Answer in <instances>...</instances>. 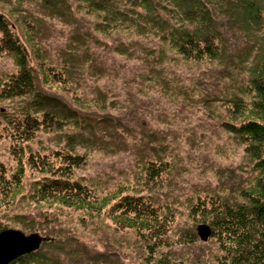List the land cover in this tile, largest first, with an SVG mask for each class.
<instances>
[{
    "label": "rangeland",
    "instance_id": "rangeland-1",
    "mask_svg": "<svg viewBox=\"0 0 264 264\" xmlns=\"http://www.w3.org/2000/svg\"><path fill=\"white\" fill-rule=\"evenodd\" d=\"M66 1V17L52 16L43 8L42 0L1 3L0 13L12 25L16 37L25 40L16 21L21 17H28L38 28L34 37L42 59L30 48L27 50L37 86L88 117L90 127L86 126L79 136L81 147L70 152L85 158V165L75 174L88 187V196L120 201L130 190H134V195L146 196L156 206L153 218L160 223L158 232L165 235L155 241L141 236L135 228L116 230L109 219L110 206L94 219L83 211L33 204L28 199L34 182L28 168L19 195L15 191L16 197L0 200V231L21 229L28 221L32 230H24L26 234L52 235L54 243L47 242L39 252L40 264H232L233 258L226 259L229 243L223 237L210 236L201 225L204 219L200 205L221 196L231 202L239 201L236 190H240V183L230 184L234 190H222L217 179L222 168L242 174L239 182L245 186L256 177L254 160L232 133L221 128L220 120L228 114L231 98L248 84L251 72L238 76V71L227 69L226 61L184 60L162 44L159 35H138L129 22L110 28L113 18L109 13L76 14L79 2ZM17 3L22 15L17 12ZM220 24L233 55L248 64L254 57V63L259 65L264 58V45L247 48L255 40L252 31L244 23V29L235 31L233 20L223 19ZM77 37L87 42L80 46ZM121 43L133 46L130 55L117 53L115 46ZM68 54L76 56L73 92L84 105L88 103L87 108L70 99L73 93L43 83L42 69L51 68L58 74ZM248 64L244 66L246 71ZM17 72L13 55L5 53L0 57V80ZM159 73L164 74L167 84L157 85ZM103 99L107 105L102 110L94 103ZM31 101L29 97L0 99V177L11 188L16 149H23L26 156L30 152L53 156L69 151L65 148L67 136L79 131L72 124H63L36 133L32 141L13 142L15 123L24 118ZM100 119H107L106 124L98 123ZM149 159L153 164L163 162L173 168L170 183L147 186ZM103 254L107 255L105 262L102 257L96 258Z\"/></svg>",
    "mask_w": 264,
    "mask_h": 264
},
{
    "label": "trees",
    "instance_id": "trees-1",
    "mask_svg": "<svg viewBox=\"0 0 264 264\" xmlns=\"http://www.w3.org/2000/svg\"><path fill=\"white\" fill-rule=\"evenodd\" d=\"M8 1L11 0H0V5ZM21 1L17 0L18 3ZM42 1L43 8L52 16H67L66 11H69V7L66 0ZM73 1L79 2L75 9L76 14L98 16L100 13H109L113 18L110 28H119L120 23L129 22L133 32L138 35L150 33L159 35L161 43L168 45L175 54L184 60L226 61L227 69L232 72L238 71V76L251 72L248 84L240 93L231 98V106L227 108L228 114L220 120L221 128L225 132L232 133L238 143L245 146L246 153L254 160L253 170L256 172V177L251 185L245 186L239 182L243 175L238 174L236 170L222 168L219 170L220 173L216 172L223 191L232 189L230 188L232 182L240 183L238 184L240 190H236L239 201L231 202L228 198L221 196L219 199L210 200L208 204L202 203L200 206L204 220L201 225L205 226L210 236H215L218 239L223 237L229 243L226 244L227 247H230V252L226 253V259L233 258L232 264H264V58L259 65L254 63V57L249 64L240 60L242 57L238 59L233 55L228 38L223 33V27L220 24L223 19L233 20L232 28L239 31L240 28L244 29L241 26L244 23L255 38L254 43H251L247 48L264 45V0ZM123 1L126 3L124 4ZM18 3L17 12L21 11L22 15L23 12ZM17 18L19 17H13V19ZM21 18L20 21H16L25 40L19 35L15 36L12 25L0 13V57H3L5 53L13 55L18 67L16 74L0 80V99L8 100L17 97L32 99L29 104L31 107L26 109L24 118L15 123L13 142L32 141L36 133L42 130L48 132L54 127L57 129L63 124H72L79 131L78 134L67 136L65 148L67 147L69 151L62 150L53 156L43 157L32 152L26 156L23 149L20 148L21 151L16 149L17 165L12 175L14 187H9V182L0 177V200L6 202L8 198L17 196L14 193L20 190L23 178L26 176V168H28L34 181L33 191L28 195L31 203L39 205L43 203L46 206L44 208L50 209L58 205L70 210L83 211L94 219L96 215L100 217L103 210L110 206L109 219L112 220L116 230H123L125 227L135 228L141 231V236L147 235L157 241L165 234L160 235L158 232L160 223H157V220L153 218L157 212L156 206L149 198L134 195V190H130L126 195L123 194L120 201L114 197L91 198L88 196V187L76 178L75 170L83 168L86 162H84L83 156L70 152L75 151L77 146L81 147L82 140L79 136L86 126L90 127L87 121L88 117L80 110L73 111L61 99L46 94L37 86L33 69L27 60V50L30 48L39 60L42 59L34 37L35 33H38V28L29 22L28 17ZM79 39L80 46L87 42L85 38ZM115 47L117 53L130 55V49L133 46L129 47L127 44L121 43ZM89 54V52L86 53L88 57ZM238 60L240 63L235 64ZM75 63L76 56L68 54V59L64 61V66L58 74H55L51 68H43V83L51 87L57 86L63 92L73 93L70 99H73L76 105L87 108L88 103L84 105L81 98L73 92L76 84ZM40 64L43 65L41 62ZM245 64L249 65L248 71L244 68ZM157 75L158 84H155L158 86L167 84L164 74ZM94 104L103 110L107 102L105 99L96 100ZM107 119L109 118L107 117ZM107 119H100L98 123L106 124ZM150 160L147 162L149 164L146 173L147 186L155 182L158 184L170 183L171 173H174L171 172L173 168L163 162L153 164ZM12 190H14L13 193ZM122 191H120V195L123 193ZM193 212L196 213L194 210ZM166 221L168 220L166 219ZM27 222L18 230L23 233H25L24 230L30 232L32 226H29ZM9 229L5 228L1 231ZM143 231L144 233H142ZM33 233L37 232L25 234ZM51 236L41 235L44 240L38 251L19 258L11 264H40L39 252L43 251L42 248L48 244L47 242H53L54 239L50 238ZM106 256L103 254L96 258L102 257V261L105 262Z\"/></svg>",
    "mask_w": 264,
    "mask_h": 264
},
{
    "label": "water",
    "instance_id": "water-1",
    "mask_svg": "<svg viewBox=\"0 0 264 264\" xmlns=\"http://www.w3.org/2000/svg\"><path fill=\"white\" fill-rule=\"evenodd\" d=\"M43 240L38 233L26 236L18 230H4L0 233V264H10L37 251Z\"/></svg>",
    "mask_w": 264,
    "mask_h": 264
}]
</instances>
